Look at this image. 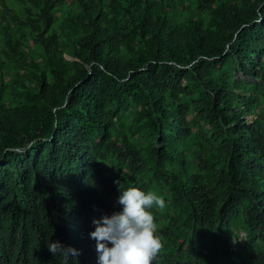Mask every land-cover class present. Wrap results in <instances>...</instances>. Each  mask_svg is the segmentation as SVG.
Segmentation results:
<instances>
[{"label":"trees","instance_id":"1","mask_svg":"<svg viewBox=\"0 0 264 264\" xmlns=\"http://www.w3.org/2000/svg\"><path fill=\"white\" fill-rule=\"evenodd\" d=\"M116 181L153 264H264V0H0V264H97Z\"/></svg>","mask_w":264,"mask_h":264},{"label":"clouds","instance_id":"2","mask_svg":"<svg viewBox=\"0 0 264 264\" xmlns=\"http://www.w3.org/2000/svg\"><path fill=\"white\" fill-rule=\"evenodd\" d=\"M114 183L118 187L119 210L93 219L94 230L89 232V238L95 241L97 264H153L162 242L151 209H163L165 201L153 191ZM46 246L53 256L62 255L65 264L69 254L78 255V250L59 241H50Z\"/></svg>","mask_w":264,"mask_h":264},{"label":"built area","instance_id":"3","mask_svg":"<svg viewBox=\"0 0 264 264\" xmlns=\"http://www.w3.org/2000/svg\"><path fill=\"white\" fill-rule=\"evenodd\" d=\"M241 236V235H240ZM234 245H235V243H232V250H234Z\"/></svg>","mask_w":264,"mask_h":264},{"label":"rangeland","instance_id":"4","mask_svg":"<svg viewBox=\"0 0 264 264\" xmlns=\"http://www.w3.org/2000/svg\"><path fill=\"white\" fill-rule=\"evenodd\" d=\"M243 237V235H241Z\"/></svg>","mask_w":264,"mask_h":264}]
</instances>
